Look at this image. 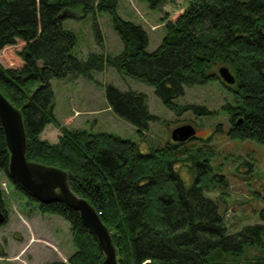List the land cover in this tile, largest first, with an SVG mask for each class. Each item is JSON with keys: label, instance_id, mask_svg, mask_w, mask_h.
I'll return each mask as SVG.
<instances>
[{"label": "trees", "instance_id": "trees-1", "mask_svg": "<svg viewBox=\"0 0 264 264\" xmlns=\"http://www.w3.org/2000/svg\"><path fill=\"white\" fill-rule=\"evenodd\" d=\"M146 1L151 8L164 2ZM118 3L0 0V52L18 41L25 44L18 52L21 67L5 68L0 63V91L24 116L27 159L69 172L72 189L95 206L109 228L118 264H232L248 247L264 251V224L228 235L218 201L204 195L216 188L213 180L220 179L213 174L210 148L168 142L145 153L136 142L113 134L61 127L54 115L50 83L69 75L92 79L95 72L115 68L154 87L168 109L211 116L214 112L204 106L180 107L175 101L186 87L218 82L234 97L222 108L230 117L228 138L264 145V0H191L175 22L165 24L166 36L153 53L147 52L145 29L121 18ZM77 12L82 17L109 13L125 45L123 53H92L85 61L79 59L74 54L76 35L61 25ZM62 14L64 19L59 18ZM98 37L102 41L99 33ZM219 65L230 69L234 85L220 78ZM108 101L141 135L156 119L149 113L145 94L110 87ZM48 125L61 131L56 144L41 138ZM9 162L0 123V174L11 179ZM178 165L196 175L191 186L181 178ZM28 197L39 204L40 212L61 216L70 224L76 252L68 264L103 263L101 248L78 212L58 202L40 204ZM0 201L8 219L1 188ZM260 216L264 223V210ZM249 263L264 264V254Z\"/></svg>", "mask_w": 264, "mask_h": 264}, {"label": "rangeland", "instance_id": "rangeland-1", "mask_svg": "<svg viewBox=\"0 0 264 264\" xmlns=\"http://www.w3.org/2000/svg\"><path fill=\"white\" fill-rule=\"evenodd\" d=\"M190 1L164 0L158 7L151 8L146 0H119L117 13L145 29L149 39L147 52L153 53L166 36L165 24L175 22ZM75 16L62 20L61 25L76 35L74 54L79 59L85 61L92 53L105 56L123 53L125 45L114 30L109 13L82 17L77 12ZM24 45L18 41L2 50L0 63L5 68L21 67L23 62L18 52ZM221 67L217 66L218 74ZM50 83L55 95L54 115L61 127L113 134L136 142L145 153L172 142L171 133L176 127L193 125L199 136L188 142L187 147H208L214 153L211 166L213 174L220 179H214L216 188L204 191V195L218 201L227 234L241 232L245 226L264 224L260 216L264 210V145L228 138L230 117L222 108L234 97L220 83L186 87L184 95L175 101L180 107L204 106L214 112L211 116H199L192 110L178 114L165 107L154 87L123 76L115 68L95 72L92 79L69 75L63 79L53 78ZM110 87L147 96L149 113L156 119L149 122L142 135L136 126L112 110L108 101ZM61 135L59 128L48 125L41 138L56 144ZM177 170L189 186L194 183L196 175L187 167L178 165ZM0 188L9 216L0 226V264H68L69 257L76 252L70 224L61 216L40 212L39 204L18 190L5 173L0 174ZM263 254L262 250L248 247L232 264H251L249 262Z\"/></svg>", "mask_w": 264, "mask_h": 264}, {"label": "water", "instance_id": "water-1", "mask_svg": "<svg viewBox=\"0 0 264 264\" xmlns=\"http://www.w3.org/2000/svg\"><path fill=\"white\" fill-rule=\"evenodd\" d=\"M65 17L66 14L59 16L61 19ZM219 76L227 85L236 83L235 76L226 66L219 69ZM0 123L10 155L8 172L13 182L40 204L58 202L78 212L84 226L93 234L101 248L104 255L102 264H118L117 250L109 228L95 206L72 189L69 172L27 159L28 137L24 116L1 91ZM197 134L198 130L193 125H181L173 129L171 140L183 144L195 139ZM6 222L7 216L0 201V226Z\"/></svg>", "mask_w": 264, "mask_h": 264}, {"label": "flooded vegetation", "instance_id": "flooded-vegetation-1", "mask_svg": "<svg viewBox=\"0 0 264 264\" xmlns=\"http://www.w3.org/2000/svg\"><path fill=\"white\" fill-rule=\"evenodd\" d=\"M197 136H199V134H197ZM195 139H198V137H196Z\"/></svg>", "mask_w": 264, "mask_h": 264}, {"label": "built area", "instance_id": "built-area-1", "mask_svg": "<svg viewBox=\"0 0 264 264\" xmlns=\"http://www.w3.org/2000/svg\"><path fill=\"white\" fill-rule=\"evenodd\" d=\"M3 187L5 188V184H3Z\"/></svg>", "mask_w": 264, "mask_h": 264}]
</instances>
